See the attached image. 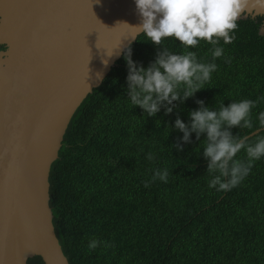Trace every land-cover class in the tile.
Instances as JSON below:
<instances>
[{
  "label": "trees",
  "instance_id": "16d2710c",
  "mask_svg": "<svg viewBox=\"0 0 264 264\" xmlns=\"http://www.w3.org/2000/svg\"><path fill=\"white\" fill-rule=\"evenodd\" d=\"M263 17L236 21L235 39L219 42L214 61L203 40L190 50L217 67L191 96L162 102L152 116L131 106L126 94V64L121 56L71 117L56 160L48 173L52 226L68 264H264V157L229 191L208 187L210 174L202 155L203 133L187 142L173 127L202 101L216 109L241 99L264 97ZM140 34L128 47L130 58L147 66L160 52L182 51L172 37L161 45ZM0 50H4L1 46ZM227 60V62H225ZM251 110L252 128L233 126L243 138L260 129ZM264 135V130L248 138ZM247 140V139H246ZM201 141V142H200ZM180 145L179 149L176 145ZM152 153L151 161L145 158ZM244 159L243 150L236 154ZM168 170L167 182L151 181L153 169ZM90 239L107 242L87 249ZM26 264H43L33 257Z\"/></svg>",
  "mask_w": 264,
  "mask_h": 264
},
{
  "label": "water",
  "instance_id": "95a60500",
  "mask_svg": "<svg viewBox=\"0 0 264 264\" xmlns=\"http://www.w3.org/2000/svg\"><path fill=\"white\" fill-rule=\"evenodd\" d=\"M247 16L263 17V35L264 8L237 20ZM139 22L133 0H0V264H68L48 207L49 168L74 112L103 81L94 74L107 76Z\"/></svg>",
  "mask_w": 264,
  "mask_h": 264
},
{
  "label": "clouds",
  "instance_id": "9594fccd",
  "mask_svg": "<svg viewBox=\"0 0 264 264\" xmlns=\"http://www.w3.org/2000/svg\"><path fill=\"white\" fill-rule=\"evenodd\" d=\"M135 12L140 17L134 28L135 34H143L154 45H161L163 38L172 37L182 47V51L172 52L160 47V52L147 66H140L130 58V49L125 48L122 56L126 64V96L131 106H138L143 114L152 116L161 107L162 102L169 105L165 113L172 111V102L191 96L209 81L216 70L214 62H203L197 58L191 48L201 40L211 45L210 55L214 61L223 55L219 42L229 44L235 39L236 21L246 7L264 8V0H133ZM132 37V36H131ZM133 38V37H132ZM135 39V38H133ZM112 50L105 56L111 57ZM227 62V60L225 61ZM101 65L106 68L108 59H102ZM97 81L103 80V71L95 74ZM241 99L232 101L227 106L220 103L216 109L204 106L202 101L195 110L187 113V123L177 117L173 127L183 135L181 141L189 140V133L201 140L202 155L206 160V171L210 174L208 187L217 191H229L236 187L249 174L253 163L264 157V135L254 139H243L233 136L229 129L239 126L252 128L251 110L258 101ZM258 128L264 129V110L256 113ZM200 141V142H201ZM179 149L180 145H176ZM243 150L244 159L236 154ZM145 158L153 159L152 153ZM168 170L153 169L150 180L144 181L147 187L151 181L167 182ZM110 245L104 241L90 239L87 249Z\"/></svg>",
  "mask_w": 264,
  "mask_h": 264
}]
</instances>
